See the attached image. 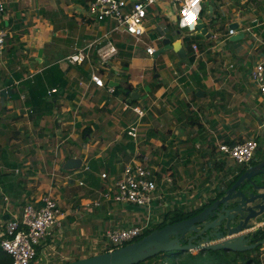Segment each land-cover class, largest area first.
I'll return each instance as SVG.
<instances>
[{"label":"crops","instance_id":"0c3cea01","mask_svg":"<svg viewBox=\"0 0 264 264\" xmlns=\"http://www.w3.org/2000/svg\"><path fill=\"white\" fill-rule=\"evenodd\" d=\"M57 1L4 0L6 16L2 18V28L9 34L7 38H19L16 41L22 44L21 48H27V57L21 58L17 70L11 60V71L0 69V234L5 222L19 218L26 204L36 203L43 196L54 195L53 199L62 212L60 226L54 228L52 235L38 248L32 264H64L108 252L110 246L104 233L109 229L139 226L143 221L141 218L145 219L148 214L153 220H163L164 215L175 209L186 212L199 209L217 194L216 188L234 178V167L231 168L219 153L213 159L214 150L210 148L216 149L215 143L218 148L219 144H237L245 139L239 138L238 142L221 134L209 138L208 131L202 126L197 129L202 140V143L197 142V148H204L202 157L210 156L215 170L225 172L217 180L219 185L210 191L212 180L209 173H203L200 180H195L193 170L179 167L188 161V158L182 161L180 158L190 156L186 142L197 136L191 134L188 137L182 131V126L195 123L186 112L194 105L200 108L220 106L222 102L219 100L224 94L232 93V96L227 95L235 99L231 107H259L253 116L258 128L253 135L259 141V148L252 164L264 156V97L251 82L253 68L264 61V6L261 9L250 5L262 0H204L201 19L212 36L195 43L201 47L198 45V56L193 51V62L185 45L188 36L182 37L177 25L178 7L172 2L159 3L148 9L145 34L142 42H136L132 36L114 31L113 21L91 19L90 0H62L61 4H56ZM133 1L130 0L128 5L131 6ZM24 3L29 7L34 5L30 9L34 16L24 13ZM66 9L69 12L63 14ZM45 14L49 16L47 19H43ZM24 23L29 30L15 35ZM233 24L238 25L236 35L244 34L243 39H227ZM173 25L176 33L172 32ZM248 28L253 30V38L245 32ZM58 32L62 36L56 39ZM223 34L225 39H221ZM104 35L109 36L118 49V55L103 73L106 84L115 88L114 95L90 82L91 71L98 67L96 54L83 65H71L66 61L67 53L59 55L54 50L58 43L83 48ZM214 41L220 51L229 54L226 71L231 72L230 77L237 78L230 92H225L223 84L216 83L219 77L213 74L204 58L198 67L194 66L195 61L210 50H204V44ZM177 42L185 49L184 58L170 50L160 55L165 54L158 63L160 56L155 59L154 55L147 53L148 46L157 51L167 43ZM179 62L189 65L176 80L174 70L170 68ZM231 65L232 69L229 68ZM52 66H58V69H50ZM246 77H249V85L245 82ZM175 85H182L184 92L179 95L174 92ZM54 89L58 92L50 94ZM134 92L138 99L131 97ZM199 92L202 96L197 95ZM228 102L232 103L231 100ZM136 107L143 110L142 119L132 110ZM166 109L171 114L166 116L165 123H160L163 121L161 114ZM149 111L151 115L147 117ZM135 124L139 126L138 142L129 135L130 127ZM211 124L216 129L219 122L212 120ZM143 130L148 132L147 140L143 139ZM143 141H146V147L151 144L154 149H159L160 154L155 155L153 149L141 147ZM173 153L177 155L173 157ZM167 156L169 158L164 160ZM69 159L82 160L81 167L66 170L64 166ZM135 162H145L156 170L158 192L150 209L113 202L93 208L91 204L121 178L125 166ZM190 166L194 168L193 164ZM166 168H170L172 174L165 173ZM61 170L69 176L86 174L84 181L78 183L79 186L80 182L83 183L78 188L80 190H77L78 186H68L69 182L64 180L68 177H57L56 173ZM173 177L179 181L176 180L175 185ZM61 183L64 194L59 191ZM172 187L174 191H171ZM262 222L263 218L255 225ZM0 264H11V257L1 247Z\"/></svg>","mask_w":264,"mask_h":264},{"label":"built area","instance_id":"2783aa9c","mask_svg":"<svg viewBox=\"0 0 264 264\" xmlns=\"http://www.w3.org/2000/svg\"><path fill=\"white\" fill-rule=\"evenodd\" d=\"M36 1V0H30ZM130 1V0H129ZM128 0H90L89 15L93 20L102 22L111 20L115 23L114 31L128 34L135 38L136 42H142L145 34V23L148 9L156 4L172 2L178 7L177 25L180 30H188L196 33V27L202 18V5L204 0H135L128 5ZM6 16V5L0 0V64H4V56L7 50L8 32L2 28V18ZM236 30L228 31L227 39L235 36ZM195 55H199V47L193 44ZM96 51L97 62L100 65L93 69L90 74V82L97 88L106 89L107 93L114 95L116 90L105 82L103 72L109 69L110 64L118 55V49L114 41L107 35L88 43L83 48H78L66 58L71 65H83L89 62ZM156 49L147 47L149 56H153ZM230 69L233 66H229ZM104 70V71H103ZM251 82L256 86L259 93L264 97V61L259 62L251 72ZM80 84H83L81 82ZM58 90H51L56 93ZM140 119L144 117L142 109H132ZM138 125L131 126L129 135L138 142ZM259 148L257 139L252 138L234 145L219 144L220 156L228 158L236 165H250ZM105 177V175H103ZM169 182H171L169 180ZM80 185H83L81 182ZM158 192L156 170H152L145 162H135L125 166L121 178L107 191L103 192L101 198L93 202L92 207L98 208L103 203L113 202L115 204H130L136 207L148 208L152 206L157 198ZM91 205H87L90 207ZM62 212L52 196H43L36 203H28L23 207L19 218H12L3 225L0 234V247L3 252L11 257V264H32L37 257L38 248L52 235L54 228L60 226ZM162 220H152L148 214L145 221L139 226L109 229L105 233L110 250L124 247L136 242L143 237L152 224L161 223ZM252 230H264V222L258 223ZM264 249V248H263ZM160 264H168L162 262Z\"/></svg>","mask_w":264,"mask_h":264},{"label":"water","instance_id":"95a60500","mask_svg":"<svg viewBox=\"0 0 264 264\" xmlns=\"http://www.w3.org/2000/svg\"><path fill=\"white\" fill-rule=\"evenodd\" d=\"M230 28L238 30V25L233 24ZM196 30L206 38L212 36L202 19ZM243 38L244 34H238L230 40ZM170 50L185 57V49L177 42L167 43L158 49L154 58ZM197 95L202 96V92ZM131 97L138 99V94L134 92ZM81 165L82 160L69 159L64 167L72 171ZM200 208L192 217L154 230L124 247L64 264H141L158 255L172 252L195 254L207 250H224L244 253L264 246V239L253 242L257 231L252 230L258 220L264 219V156L259 157L255 164L245 167L223 195H216Z\"/></svg>","mask_w":264,"mask_h":264},{"label":"rangeland","instance_id":"374dc122","mask_svg":"<svg viewBox=\"0 0 264 264\" xmlns=\"http://www.w3.org/2000/svg\"><path fill=\"white\" fill-rule=\"evenodd\" d=\"M255 1H257V0H255ZM61 3H62V0L56 2V4H61ZM250 5H252V7H256V8L260 7L262 9L263 6H264V0H262L261 2L258 1L257 3H255L253 1V3L250 4ZM33 7H34V5L32 7H29L27 4L24 3V13L27 12V14H29V15L33 14V16H34V13H30V9L33 8ZM9 11L12 12L13 10L9 9ZM66 11H68V9H66L63 12V14H65ZM48 17L49 16L47 14L43 15V19H47ZM68 17L69 16L67 14L66 18H68ZM26 19H27V17H24V20H26ZM16 23L19 24L18 22H16ZM30 24H32V23H30ZM30 24H29V26H30ZM27 27H28V25L24 23V26L22 25V28H24V29L21 28L20 31L17 32V34H15V35L18 36V35H20L23 32L25 33V31L29 30ZM172 27H173L172 28V32L176 33V31H175L176 27L174 25ZM248 29L249 30H247L245 32L250 33L249 36H251L253 38V30L250 29V28H248ZM244 30H246V29H244ZM12 33H13L12 36H14V32H12ZM57 34H58V36L56 37V39L57 38H61L62 33L58 32ZM181 34H182V37L183 36L184 37L191 36V38L193 40H195V41H199V40L203 39L200 35H190L192 33L189 32L188 30H181ZM220 36L224 37V34L220 35ZM127 39H130V38L127 37ZM188 39H190V38H188ZM221 39H225V37L221 38ZM12 41H13L12 43H8V38H7V50H6L5 56H4L5 57L4 58V64H2V65L0 64V69L2 71L4 69H7V68L9 70L12 68L9 65L10 60L12 61V63H11V64H13L12 66L16 68L17 65L21 64L20 63L21 62V58L27 57L26 56L27 55V52H26L27 48L26 47L21 48V47H23L22 44L18 43V41L14 40V39ZM58 41H60V39H58ZM24 45H26V42L24 43ZM11 46H12L13 49L11 48ZM73 46L74 45H72V44L58 43V44L54 45V50L59 55H61V54L65 55L67 53L66 55L68 57L69 53H72V52L75 51L76 48H79V47H73ZM204 46H205L204 50H207V49H210V50H207L205 52L204 57L202 56V58H199L198 60H196L195 63H194V66L198 67V64L200 62H202V59L204 58L207 61V63H209V65L211 67V70L213 71V74L218 75V77H219V79L216 81V83H219L220 85L223 84V87H226V91L225 92H230L231 90L234 89L233 82L237 78L230 77L231 76V72L230 71H226V67L230 63L228 61V58L230 57L229 54H226L224 52V50L220 51L219 48L217 47V43L215 41L212 44L206 43V44H204ZM139 47H142L144 49L143 45L142 46L140 45ZM14 48H15V52H13ZM16 48H17V50H16ZM45 48H47V47H45ZM199 49H200V47H199ZM144 50H146V49H144ZM218 50H219V52H217ZM93 53L96 54V51L94 50ZM199 54H200V52H199ZM164 55L160 56L161 58L158 60V63H159V61L162 60V57ZM169 55L170 54L168 53V56ZM13 56H16L17 59L14 58ZM185 63L187 64V66H184ZM97 64H98V62H97ZM188 65L189 64L187 62H179L173 68H170V69L174 70V75H175V79L176 80H179L178 78H181L180 75H182L188 69ZM99 66L100 65L98 64V67ZM13 70H15V69H13ZM16 70H17V68H16ZM106 72H107V70H105L103 73H106ZM245 82L247 83V85H249V77L245 78ZM177 84H181L180 81H177ZM253 89H254V87H253ZM173 91L176 92L178 95L182 94L184 92V87L182 85H175ZM225 94H224L223 99L221 98L219 100V102L220 101L222 102L220 106L216 105L214 107H208V108H200V107H198L196 105L192 106L191 107L192 110H189V111H186V112H187L188 116H191L192 120H194L195 123L194 124H189L190 126L189 125L182 126L183 127L182 131H183V133H186V136L190 137L191 134H197V136L194 139L190 137V139L186 142V146L189 147L190 156H188V157L183 156V158H180L181 161L182 160H186L188 158V161L187 162H183L179 167H182V168L187 169L189 171L193 170L195 172V180H197V179L200 180V178H201L203 173H205V175L207 173H209L210 174V179L212 180L210 182L211 183L210 184V187H211L210 191H212L213 187L216 188L219 185V182L217 180L219 178H222L224 176L225 172L221 171V170L217 171V170H215L213 168V160H212V158L210 156H209V158L202 157L204 148H202V149H198L197 148V142L199 141V142L202 143V140H201V138L199 137V135L197 133L198 127L202 126L204 129H206L208 131V133H209V138H213L214 136H217L218 134H221V136L227 135L230 138H234L235 140H238V142L240 141L239 138H241L242 140H244V139L248 140V139H251L252 137L253 138L256 137L253 134H255L256 130H258V128L256 126L257 123L254 121L253 116L256 115V112H257V110H259V107H255L256 109H253V108L244 109V108L231 107L230 105H232L235 102V99H231L230 97L227 96L228 94H230L232 96V93H228L226 96H225ZM143 96L144 95H141V97H143ZM228 100H231L232 103L229 104ZM216 102H218V101L216 100ZM252 102L255 103L256 101L252 100ZM171 103L174 104V102H171ZM255 106H257V105H255ZM170 114H171V111H168L166 109L165 112H163L161 114V119H163V121H160V123H165L164 120H165L166 116L170 115ZM150 115H151V111L148 112L147 117L150 116ZM242 115H245V116H242ZM196 118H197V121H196ZM212 120H217V122H219V124L216 127V129H213V127H212V124H211ZM142 129H143V127H142ZM143 134H144L143 139L147 140V138L149 137L148 132L143 130ZM260 139L262 140L263 138L260 137ZM216 145H217V143H215L216 149H213L212 147L210 148L212 151L214 150V154L215 155H214L213 159H215L216 158V154L219 153V151L217 150L218 148H217ZM141 147H144L147 150L153 149L154 150L153 152H154L155 155L160 154L159 149H154L153 145L149 144V146L146 147V141H143L141 143ZM176 155H177L176 153L172 154L173 157H175ZM143 158L144 157H142V159ZM152 158H154V157H152ZM168 158H169V156L164 157V160L168 159ZM192 159H194V160H192ZM225 160L227 161V164L231 168L234 167L233 168L234 171L239 170V167H242V168L246 167V165H236V166H234L233 162L232 161L230 162V159L225 158ZM253 161H254V159H253ZM253 161H252V163H253ZM154 162H155V160H154ZM148 164H149V160H148ZM190 164H193L194 168H192L190 166ZM160 165L164 166L163 163H161ZM178 165H179V163H177V166ZM166 167H168V165ZM165 173L172 174V172H170V168H166ZM66 174H67V172H65L64 170H61V171H59V173H56L58 178H60L62 176H64L65 178L68 177L67 179H64V180H67L69 182L68 183L69 187H71L72 185L76 186V187L78 186L77 190H80L78 188H81L82 186L81 185L79 186L78 183H79V181H82V182L84 181V179L86 178V174L85 173H80V174H76V175H73V176H69V175H66ZM167 174H165V175H167ZM197 175L199 176V178H197ZM176 180L177 179L175 177H173L174 185H175ZM227 181L229 183V181H231V179H229ZM59 184L60 183H58V185ZM63 186L64 185L61 183V188H59V191H61L62 193H63L62 189H64ZM76 187H74V188H76ZM180 188H181L180 186L176 187V189H180ZM174 190H175V188L172 187L171 191H174ZM101 192L99 193L100 195H101ZM53 197H54V195H53ZM67 201H68V199H67ZM140 208H142V207H140ZM146 215H147V213H146ZM146 218L145 219L141 218V220L143 219V221H145ZM152 220H153V218H152ZM151 224H152V228H153L154 226H156V225H158L160 223H158V224L151 223ZM104 235H105V233H104ZM84 254H87V253H84ZM261 254H262L261 258L264 260V249H263V251H261ZM71 259H74V257H71ZM158 260H159L158 258L154 259L153 262H156ZM153 262L150 261V262H147V263H144V262L143 263L144 264H156V263H153Z\"/></svg>","mask_w":264,"mask_h":264},{"label":"trees","instance_id":"16d2710c","mask_svg":"<svg viewBox=\"0 0 264 264\" xmlns=\"http://www.w3.org/2000/svg\"><path fill=\"white\" fill-rule=\"evenodd\" d=\"M92 19V18H91ZM202 38H205L204 36L200 35ZM190 38V39H188ZM19 40L17 37H9L8 43H12V40ZM197 43V41L193 40L190 36L185 38V45L187 53L192 54L191 56V62L194 61L195 55L193 54V44ZM201 47V44H198ZM13 49V48H12ZM50 69H58V66H52ZM132 102H136L133 101ZM230 145H234V142H229ZM218 165V164H216ZM244 168L239 167V170L235 171L236 175L234 178L231 179V181L226 182L224 184H221L218 188L215 189L217 196H221L225 193L227 189H229L238 179L239 174L242 172ZM201 210V208L196 209L194 211L186 212L181 209H175L171 211L170 213L164 215L163 220L160 224L154 226L153 228L146 231L144 236L148 235L149 233L153 232L154 230L162 229L168 224H174L183 220H186L196 213H198ZM143 236V237H144ZM141 237V238H143ZM139 238L138 240H140ZM264 239V230H258L254 235L253 242H259ZM137 240V241H138ZM264 246L258 247L252 251L239 253V252H228V251H200L195 254L187 252H172L168 254H161L156 256L155 258L149 259L145 261L147 262H153L154 259H159L160 261L158 264L162 262H167L168 264H264V260L261 258L262 254L261 251H263ZM70 262V261H69ZM67 263V262H66ZM141 263V264H144Z\"/></svg>","mask_w":264,"mask_h":264},{"label":"flooded vegetation","instance_id":"af4514ba","mask_svg":"<svg viewBox=\"0 0 264 264\" xmlns=\"http://www.w3.org/2000/svg\"><path fill=\"white\" fill-rule=\"evenodd\" d=\"M217 195V194H216ZM216 195H214L213 197H215Z\"/></svg>","mask_w":264,"mask_h":264}]
</instances>
